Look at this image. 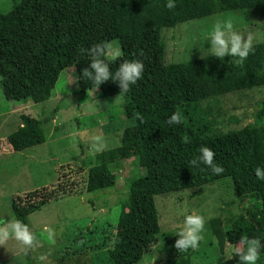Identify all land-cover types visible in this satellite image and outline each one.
<instances>
[{"label":"trees","instance_id":"16d2710c","mask_svg":"<svg viewBox=\"0 0 264 264\" xmlns=\"http://www.w3.org/2000/svg\"><path fill=\"white\" fill-rule=\"evenodd\" d=\"M17 0L0 13V86L6 101L41 104L50 99L58 78L74 69L79 101L96 91V97L123 96V115L133 125L124 129L119 147L96 155L88 169L84 192L113 188L111 166L133 160L143 175L127 184V201L115 228L109 264H137L151 253L160 233L155 196L200 189L229 179L243 213L233 220L210 221L211 234L220 252L237 244L239 237H258L264 255V181L254 168L264 165V101L257 107L252 123L239 130L212 127L201 103L216 97L264 86V43L253 45L243 63L238 58L206 56L185 63H164L163 30L181 23L229 12H249L264 17V0ZM116 40L121 55L106 56L107 45ZM104 43L103 59L109 71L124 60L139 59L144 71L127 92L106 80L93 85L81 76L89 66L88 50ZM181 114L179 125L168 126L172 112ZM142 117V119H140ZM42 121L21 115L20 127L7 136L14 152L44 142ZM201 146L209 147L213 161L224 171L214 174L208 166L189 163ZM83 188V187H82ZM68 190V188H67ZM43 189L15 197L11 203L14 219L27 225V218L52 201L77 193L75 190ZM197 191L196 193H200ZM79 193V192H78ZM262 209L247 207V200ZM228 229H225L224 227ZM244 246V245H242ZM190 248L174 246L164 264H191ZM219 264H239L238 257Z\"/></svg>","mask_w":264,"mask_h":264},{"label":"rangeland","instance_id":"374dc122","mask_svg":"<svg viewBox=\"0 0 264 264\" xmlns=\"http://www.w3.org/2000/svg\"><path fill=\"white\" fill-rule=\"evenodd\" d=\"M15 1L0 0V13L8 12ZM226 18L233 20L237 31L251 33L253 45L264 43V17L229 12L163 30L164 63L180 64L211 56L207 43H203L205 36L213 22ZM120 55L118 42H109L107 58ZM78 91L74 69H66L61 72L49 100L31 104L0 126V228L14 219L11 203L17 196L57 187L77 192L50 202L27 218L34 235L31 245H23L11 233L7 238L0 236V264H109L106 251L113 244L121 204L127 201V184L143 172L133 160L114 163L110 167L116 177L113 188L84 192L86 173L95 164L96 155L119 147L124 129L133 123L123 115V96L96 97V91H92L79 101ZM262 101L264 86L222 95L201 103V107L211 126L226 132L252 123ZM12 104L15 103L4 99L0 86V113ZM21 115L44 122L41 130L45 140L26 152L7 154L6 137L18 128ZM3 120L0 118V123ZM96 136L103 142L99 150L94 147L99 144L93 140ZM154 201L160 233L151 253L137 264H164L168 250L177 239V231L183 227L184 215L189 213L200 214L205 219L199 247L190 248L191 264H219L229 260L225 249L231 245H225L220 252L210 230L212 219L233 220L243 213L229 179L200 189L158 195ZM245 204L255 210L262 209L258 200L250 199ZM256 264H264V255Z\"/></svg>","mask_w":264,"mask_h":264},{"label":"clouds","instance_id":"9594fccd","mask_svg":"<svg viewBox=\"0 0 264 264\" xmlns=\"http://www.w3.org/2000/svg\"><path fill=\"white\" fill-rule=\"evenodd\" d=\"M174 0H166L165 7L173 8ZM204 44L207 43L208 54L217 58L232 56L238 58L237 63H243L249 53L253 50V36L251 33H241L234 28L233 20L226 18L213 22L210 30L207 32ZM104 43L94 44L88 55L91 57L89 66L81 70V76L89 80L93 85H100L106 80L118 82L120 92H127L131 85H134L141 77L144 71V64L139 59L124 60L119 64L118 69L113 72L109 71V64L103 59ZM142 119V117L140 118ZM182 122L180 112L174 111L166 120L168 126L179 125ZM93 140L99 142L94 147L99 150L103 146L102 138L99 136L93 137ZM214 153L207 146L199 148L198 155L189 161L195 167L201 164L208 166L214 174H220L224 168L214 163ZM254 176L257 180L264 181V165L254 168ZM205 219L202 215L196 213L185 214L183 218V227L176 233L177 239L174 242V247L184 252L199 247V242L203 239V230ZM23 245H31L34 235L29 230L28 225L22 223L18 219L11 220L5 227L0 228V236L7 238L9 234ZM51 231H48V238L51 240ZM239 245H244L241 249L238 246H231L225 249L226 255L231 259V255L238 257L239 264H256L261 256V243L258 237L241 236L237 242Z\"/></svg>","mask_w":264,"mask_h":264},{"label":"crops","instance_id":"0c3cea01","mask_svg":"<svg viewBox=\"0 0 264 264\" xmlns=\"http://www.w3.org/2000/svg\"><path fill=\"white\" fill-rule=\"evenodd\" d=\"M94 97V96H92ZM15 103V102H14ZM31 105V103H15V104H12V106H10L7 111H5L4 113H0V118H5V120H3L1 123H0V126H4L6 125L5 121H7V118L10 117L11 115H15V114H18V112L20 111H24L26 110L27 108H29V106ZM21 125H19L20 127ZM18 129V128H17ZM16 129V130H17ZM15 130V131H16ZM8 136V135H7ZM7 138V137H6ZM6 143H7V139H6ZM8 145V143H7ZM7 149V154H11V153H14V154H17L16 152H14L11 148L10 145H8V147L6 148ZM9 151V152H8ZM27 150H25L26 152ZM19 154V153H18Z\"/></svg>","mask_w":264,"mask_h":264}]
</instances>
